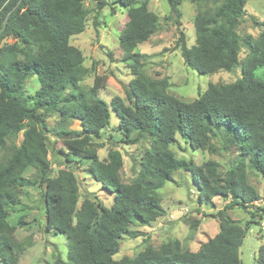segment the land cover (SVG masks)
<instances>
[{"label":"trees","instance_id":"trees-1","mask_svg":"<svg viewBox=\"0 0 264 264\" xmlns=\"http://www.w3.org/2000/svg\"><path fill=\"white\" fill-rule=\"evenodd\" d=\"M84 1L0 0V151L6 141L12 142L9 153L0 159V262L19 264L25 243L14 240L15 226L8 222V212L20 205L21 188L36 180L42 186L45 229L67 239L66 260L57 254L54 264H243L239 248L252 221L242 226L227 212L235 207L248 209L259 200L248 182L249 171L264 179V71L256 75L257 69L264 68V19L251 18L261 26L256 38L241 36L237 28L245 14V0H191L196 4V42L187 46L179 31L176 45L185 65L201 74L240 66L241 74L230 83H209L197 98L186 102L167 92L166 77L147 74L146 55L134 52L157 31L158 16L148 9L149 0H118L128 16L118 44L124 58L130 59L134 76L124 88L128 103L115 96L108 104L98 95L104 76H94L87 89L80 86L88 70L81 51L69 43L72 35L85 28L89 10ZM92 1L97 25L106 2ZM181 1L167 0L169 17L177 29ZM5 37L13 43L1 44ZM241 45L247 54L239 62ZM33 75L39 87L28 94L24 85ZM109 105L118 118L115 136L120 141L148 142L134 158V176L129 182L122 179L118 150H109L105 161L96 155L101 143L95 139L110 124ZM51 114L57 115L59 127L47 125L46 117ZM72 120H78L81 129H69ZM48 132L63 140L66 151L60 152L65 162H86L90 176L112 192L109 207H99L87 197L78 206L79 184L71 169L58 168L51 176ZM212 136L223 148L236 152L224 173L212 159L197 165L176 157L171 149L180 138L193 150L217 152L210 143ZM28 167L35 170L34 180L23 175ZM176 170L190 173L199 202L217 195L226 199L222 209L209 214L218 221L217 233L194 251L173 239L157 249L146 246L132 257L115 259L120 239L128 233L137 236L129 229L131 224L147 225L163 214L159 189L172 180ZM198 224L195 220L190 230ZM256 262L264 264V244L258 247Z\"/></svg>","mask_w":264,"mask_h":264},{"label":"rangeland","instance_id":"rangeland-1","mask_svg":"<svg viewBox=\"0 0 264 264\" xmlns=\"http://www.w3.org/2000/svg\"><path fill=\"white\" fill-rule=\"evenodd\" d=\"M106 5L100 9L98 24L93 23L95 15V2L85 0L84 5L89 10L86 17L85 28L81 33L69 38V43L77 47L83 56V65L87 68V75L79 82L83 89L89 88L94 76H104V86L98 90V95L108 104L115 96L128 103L124 88L133 78L130 70V59L124 58V51L119 47L118 36L127 21V8L119 4L118 0H104ZM141 1V0H138ZM211 5V4H209ZM148 9L158 16L157 31L144 42L134 48V52L145 54V70L153 77H166L167 92L182 101H191L204 91L209 83H230L241 74L240 66L233 71L218 70L211 74H201L187 67L177 45L179 31H182L187 46L195 44V30L193 16L196 4L191 0H182L180 4L181 18L177 29L169 17L167 0H149ZM261 22L264 19V0H245V14L242 17L237 32L242 36L249 34L256 38L261 26L254 24L251 18ZM13 39L5 37L1 44H11ZM247 54L243 45L239 48V62ZM264 68L256 70V75H262ZM264 77V74H263ZM39 87L36 75L25 82L26 93L32 94ZM110 124L102 132L101 137L95 139L101 146L96 149L99 160L105 161L109 150H118L122 156L121 176L129 182L134 174L132 167L134 158H138L144 148L148 146L147 139L137 143L127 144L115 136L117 116L111 106ZM47 125L51 128L59 127L58 117L51 114L46 117ZM69 129H81L78 120L68 123ZM21 133L15 139L16 144L21 139ZM48 158L52 162L51 176L57 174L58 168H69L73 171L79 184V202L85 197L93 199L99 207H109L113 201L112 192L102 187L88 173L86 162H65L60 151H66L63 140L47 133ZM12 142L6 141L0 151V159L9 153ZM210 143L217 152L207 149H191L184 141L178 138V143L171 147L176 157L192 160L195 164L212 159L218 163L220 173L226 171L232 163L236 152L233 149L223 148L222 142L215 136ZM64 161V162H63ZM34 169L28 167L23 175L34 180ZM248 182L255 187L259 200L255 201L248 209L233 208L228 210V215L242 226L247 221L251 229L248 231L243 244L239 248V257L243 264H257L258 247L264 244L262 229L264 228V179L254 171L247 173ZM42 186L36 180L33 185L25 186L20 190V205L9 209L7 220L14 225L13 238L15 241L24 242V250L18 255L19 264H54L57 254L66 260L67 239L64 234H53L44 227V209L42 202ZM160 203L163 214L147 225L131 224L129 229L137 236L125 234L120 239L119 250L113 256L115 259L123 256L132 257L146 246L155 249L164 242L177 239L181 246L197 250L200 243L217 233L219 224L217 219L210 216L222 209L226 199L221 195L214 196L207 201H198V191L192 183L188 171L176 170L172 173V180L167 181L160 189ZM259 207V208H256ZM251 211V213H250ZM195 220L199 221L196 229L191 231L190 226ZM0 264H2L0 262Z\"/></svg>","mask_w":264,"mask_h":264},{"label":"water","instance_id":"water-1","mask_svg":"<svg viewBox=\"0 0 264 264\" xmlns=\"http://www.w3.org/2000/svg\"><path fill=\"white\" fill-rule=\"evenodd\" d=\"M6 20H7V17H5V19H4V22H3V26H2V28L4 27V25H5V23H6ZM44 189H46V183L44 182ZM44 218H46L45 216H44Z\"/></svg>","mask_w":264,"mask_h":264}]
</instances>
